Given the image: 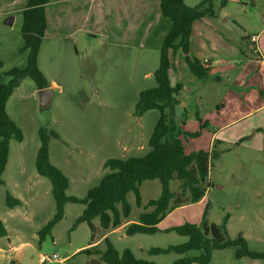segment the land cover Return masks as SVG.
Segmentation results:
<instances>
[{"label": "rangeland", "instance_id": "374dc122", "mask_svg": "<svg viewBox=\"0 0 264 264\" xmlns=\"http://www.w3.org/2000/svg\"><path fill=\"white\" fill-rule=\"evenodd\" d=\"M28 1L0 0V83L9 82L7 73L13 68L27 66L23 17L17 16L10 26L5 24L3 14L25 6ZM201 1L185 0V3L194 7ZM222 1H226L225 6ZM109 2L61 0L52 5L51 27L44 35L38 55L39 70L54 94L52 106L40 107L39 89L31 78L23 79L8 100L7 113L21 129L23 141H10L9 164L2 176L0 213L11 239L0 237L1 264H10L11 258L17 259V264H42V256L48 258L46 264H106L100 254L72 255L91 242L88 225L75 226L84 211L83 204L67 203L63 219L40 242V231L55 216L57 205L51 182L37 172L36 158L41 147L39 131L45 129L50 161L70 181L67 195L84 198L109 173L104 168L108 159L140 157L150 150L149 140L160 113L151 110L138 117L135 109L141 92L156 87L154 73L160 65L158 27L148 15L154 3L122 1L125 15L130 16L128 30L110 35ZM213 6L214 17L205 16L193 25L190 55L202 63L210 60L215 70L199 79L188 68L181 49L171 53V76L182 84L178 95L180 107L188 110L183 130L188 134L200 132L197 138L182 137L185 151L210 153L211 185L203 200L169 213L155 234L128 236V224L105 237L119 252L130 249L138 259L171 264L199 254L148 253L151 248L185 243L188 238L173 228L189 222L223 225L227 220V239L236 240L242 235L250 251H264V109L249 115L250 102L257 104L259 99L250 92L255 94L257 90L250 88L252 84H247L249 88L235 89L234 82L219 74L224 68L222 61L243 58L244 36L257 34L263 28L264 0H216ZM112 15L118 19L121 14L116 11ZM93 23L100 27V32L89 37L85 29ZM78 26L83 30L75 32ZM115 41H123L125 46L116 45L119 42ZM235 93L244 104L235 102L232 97ZM170 187L180 192L179 181H171ZM161 192L159 180L144 181L140 186V205L135 193H129V220L137 222L141 214L152 211L147 204L158 199ZM7 194L27 204L25 209L17 208L24 215L8 217ZM102 237H97L99 243L90 247L91 252L105 251ZM236 252L237 247L216 250L208 264H264V260H238ZM54 254L59 259H54ZM64 258L67 260L61 263L59 260Z\"/></svg>", "mask_w": 264, "mask_h": 264}, {"label": "trees", "instance_id": "16d2710c", "mask_svg": "<svg viewBox=\"0 0 264 264\" xmlns=\"http://www.w3.org/2000/svg\"><path fill=\"white\" fill-rule=\"evenodd\" d=\"M61 0H29L22 11V35L24 50L28 52L27 66L23 69L13 68L7 75L8 83H0V188L4 186L2 176L6 169L9 156L10 141H23V133L19 126L9 117L7 103L14 91L25 78H31L39 90L48 87L39 67L38 55L42 40L47 29L46 9ZM202 0L198 5L190 7L185 0H160V9L164 17L172 22V28L164 39L160 51V65L154 73L156 87L141 92L136 105L135 115L143 116L146 112L157 110L159 120L149 140V152L140 157L127 159H108L104 168L109 170L101 183L89 190L86 197L68 196L70 185L68 177L50 161L49 136L45 129L39 131L41 147L36 158V169L40 176L49 179L56 200L57 212L53 219L40 231V242L50 235L54 226L65 215L67 203L83 204V213L77 218L75 226L86 223L91 231V241L106 231L114 230L129 219L131 206L127 201L129 193H135L137 203L141 204L140 186L144 181L159 180L162 192L158 199L150 200L147 204L152 211L140 215L137 222L130 223L126 234H155L158 225L173 210L192 205L203 200L210 188V153L205 151L186 153L182 137L197 138L200 132L188 134L183 127L187 120V108L180 107L178 95L182 84L171 76L173 68L171 53L181 49L185 62L190 71L199 79L207 76L209 68L190 55L191 35L193 25L205 16L214 17L213 2ZM226 1H222L225 6ZM2 66V63H0ZM196 118L201 122L198 113ZM57 137L56 133H51ZM179 181L180 192L171 190L170 183ZM8 207L13 209L22 203L19 199L7 194ZM98 221V225L95 223ZM226 222L223 225L204 222L185 223L173 228L181 236L187 237L185 243L167 248H151L150 255L169 254L171 252L184 255L192 251L199 252L195 256H187L171 264H208L213 252L229 247H237L236 259L264 260L263 252H252L245 238L240 235L236 240L226 238ZM8 236V231L0 219V237ZM104 252H91L87 248L81 253L100 254L106 264H160L138 259L130 249L119 252L105 238Z\"/></svg>", "mask_w": 264, "mask_h": 264}, {"label": "crops", "instance_id": "0c3cea01", "mask_svg": "<svg viewBox=\"0 0 264 264\" xmlns=\"http://www.w3.org/2000/svg\"><path fill=\"white\" fill-rule=\"evenodd\" d=\"M122 1L124 2L125 0H110V2H109V4H111L110 5V10H111L110 16L112 17L108 22V24H109L108 32L110 31L109 32L110 35L113 33H123V32H125V29L128 30V23H130V19H129L130 16H129V14L125 15V13H126L125 8H124L125 6H124V4H121ZM27 3H26V5H27ZM153 3L154 4L150 5V6H152V8L149 9L150 11H149L148 15L151 16V18H154L155 25H156V27H158V30H157L158 35L156 37H159L158 38L159 39L158 45L160 44V48H162L161 46L164 43V39L172 28V22L170 19H168L162 15L161 9H159L160 8V0H153ZM25 6L15 8V9H12V10L5 12L3 14V18H5V20H4L5 24L11 26V24L8 23L9 18L12 17L13 22H14V20L16 19L17 16H19V15L22 16V11L24 10ZM53 9H54V6H52V5L47 7V9H46L47 29H46L45 34L47 33L48 29L51 27L52 17H50V11H53ZM115 10L120 12V14H121L118 19H116L112 15L113 12H116ZM53 13H52V16H53ZM145 16L147 17V13L145 14ZM139 17H140V15L138 14L137 19ZM138 22H140V20H138ZM99 28L100 27L96 26L93 23L92 25H90V27L86 28L85 30L89 34V37H95V36H98V34L100 32ZM53 30H55V28ZM82 30H83L82 26H78V28L76 29L75 32H79ZM263 35H264V24H263V28L261 29V31L259 33L245 35L244 36L245 45L243 46V51H241L243 58L242 59L236 58V59H234V60H236L234 62L231 61L230 59L222 61L224 68H223L222 72H219L220 76L221 75L225 76V77H227L229 82H234V84L236 85L235 89H243L244 87L247 88L248 87L247 84H252V86L250 88H254L257 90L255 94H252L250 92L251 96H254V97L258 96L259 99H258V101H256L257 104H255L254 102H250V105L252 107L250 110H248L249 115L264 109V41L262 42ZM115 42H119L116 45H119V46L124 45L125 46V43H123V41L122 42L121 41H115ZM128 43L129 42H127V44ZM113 44H115V43H113ZM203 63L207 64L209 71L213 72L215 70L214 64L210 60L206 59ZM220 76H218V77L220 78ZM251 80H252V83H250ZM242 86H244V87H242ZM232 97L235 100V102H237L239 104H244V102L239 98V96L236 93L232 94ZM235 102H234V104H235ZM245 105H247V104H245ZM222 106H223L222 109L224 110L225 105H222ZM253 129H255V128H253ZM248 136H250V135H248ZM236 142L237 141H235V143ZM251 145H253V144H250V146ZM8 164H9V161L6 165V169H7ZM6 169H5V171H6ZM5 171H4V173H5ZM21 203L22 204L18 207H15L13 209L9 208V212H8V214H10V215H8L9 218H16V217H21L22 215H24V214H22V212L18 211L17 208L25 209L27 204L22 200H21ZM0 219L2 220L5 228L8 231V236L2 237V238H6L10 241L11 233H10V230L8 229L6 222L3 219L1 213H0ZM130 223H133V222H131L129 219L125 220L123 225L120 226L119 228L114 229V230H109V231H106L103 234H101V236H103L102 239L107 237L109 235V233H111V232H115V231L119 232V231L125 229L126 225H128ZM97 243H99V241H96V242L91 241L90 244L87 245L86 247L83 246L81 248L76 249L72 253V255H78L81 253L78 251H80V250L82 251L84 249H87V247L90 248V247L96 245ZM11 250L14 251L15 247H12ZM54 255H56V254H54ZM1 259L2 258H0V264H1ZM44 259H46V260H44ZM47 259H48L47 257L42 256V258H40V263L46 264ZM58 259H59V257H58ZM66 260L67 259L64 258V259H60L59 261L61 262V261H66ZM92 261H93V258L90 262H92ZM18 262L19 261L17 259L11 258L10 264H17Z\"/></svg>", "mask_w": 264, "mask_h": 264}, {"label": "water", "instance_id": "95a60500", "mask_svg": "<svg viewBox=\"0 0 264 264\" xmlns=\"http://www.w3.org/2000/svg\"><path fill=\"white\" fill-rule=\"evenodd\" d=\"M9 24H13V18H9L8 20ZM40 96V107L42 109H49L52 106V100H53V92L50 88H45L39 91Z\"/></svg>", "mask_w": 264, "mask_h": 264}, {"label": "built area", "instance_id": "2783aa9c", "mask_svg": "<svg viewBox=\"0 0 264 264\" xmlns=\"http://www.w3.org/2000/svg\"><path fill=\"white\" fill-rule=\"evenodd\" d=\"M54 257V259H58V256L57 255H54L53 256ZM44 260H46V259H44ZM65 261H61V263H64Z\"/></svg>", "mask_w": 264, "mask_h": 264}]
</instances>
